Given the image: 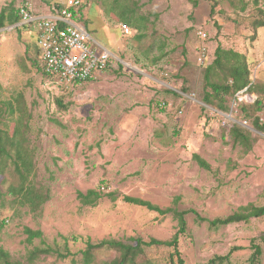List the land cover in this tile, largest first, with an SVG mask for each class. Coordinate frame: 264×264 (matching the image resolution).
<instances>
[{
    "label": "rangeland",
    "instance_id": "rangeland-1",
    "mask_svg": "<svg viewBox=\"0 0 264 264\" xmlns=\"http://www.w3.org/2000/svg\"><path fill=\"white\" fill-rule=\"evenodd\" d=\"M62 1L38 0L46 5ZM82 1L80 21L91 34V44L107 47L112 57L103 77L75 91L43 74L32 28H0V99L24 95L32 113V182L49 194L38 210L31 211L8 193L10 184L20 183L13 168L0 175V248L21 264H82L87 238L129 243L131 238L172 239L179 229L174 215L129 203L125 197L130 196L189 211L187 230L179 240L185 264H250V245L264 232V217L221 227L209 221L241 206L264 205V130L254 127L253 117H245L239 104L233 107L232 96L225 112L207 103L204 95L205 69L219 44L246 53L254 82H264V27L255 32L251 25L258 17L257 4L197 0L194 7L190 0H120L143 18L144 29L136 28L127 37L119 31L122 20L112 10L115 0ZM33 3L37 9V0ZM18 4L19 0H0V10ZM200 29L208 34V65L198 61ZM229 113L232 123L249 133L251 149L234 144L232 123L225 117ZM257 115L264 123V107ZM13 126L10 122L11 132ZM195 154L211 169L200 166ZM90 189L102 194L95 206L83 205L78 198L79 192ZM26 227L42 230L45 242L62 251L63 237H68L74 255H43L29 263V251L44 244L39 238L28 242ZM239 246L244 248L233 252L229 261H217ZM262 247L264 264L263 243ZM172 251L168 246L146 247L138 264H177L170 258ZM119 255L113 249L97 250L93 264Z\"/></svg>",
    "mask_w": 264,
    "mask_h": 264
},
{
    "label": "trees",
    "instance_id": "trees-1",
    "mask_svg": "<svg viewBox=\"0 0 264 264\" xmlns=\"http://www.w3.org/2000/svg\"><path fill=\"white\" fill-rule=\"evenodd\" d=\"M190 2L194 7H197V0H190ZM254 2L258 7V17L252 19L251 25L256 32L257 29L264 27V0H254ZM112 7V10L116 11L119 15L118 19L122 20L123 23H126L133 29H144L143 18L137 17L136 14L134 15L132 13L133 10H129L128 6L120 0H115ZM214 7L212 8L211 15L215 13ZM246 8L245 4H242L240 7L242 11H245ZM79 12L81 13L80 19H82V8ZM20 21L17 8L10 5L9 7L6 6L1 9L0 28L5 27L7 24L17 25L19 29L26 27L18 25ZM253 38L255 39L256 37L254 36ZM184 54L186 57L185 52ZM214 55L213 62L209 63V65L208 63L205 64L208 65L205 69L206 91L204 98L206 102L213 103L216 108L227 112L230 109L227 103L229 96H232L234 100L237 93L241 91H243V94L255 95L256 98L253 101L243 100L239 105L245 117H253L254 127L260 131L264 130V123L261 122L257 115L264 107V82H254L247 54L234 49H226L219 44ZM58 104L66 108L60 99L58 100ZM3 118L7 120L2 122ZM31 118L32 113L22 93L20 95H14L10 99H0V175L4 174L10 167L13 168L14 172L20 178V183L18 185L10 184L8 193L15 196L19 204L27 205L31 208V211H36L49 199V194L37 190L32 182L36 166L34 162V149L31 147L29 135ZM10 122L14 123L12 132L8 128ZM229 126V133L234 144L248 145L251 149L252 142L249 133L240 124L232 123ZM193 157L200 166L207 170L211 169V165L200 155L195 154ZM101 197V192L94 189H90L86 193H78V198L81 203L88 206H95ZM125 200L129 203L141 205L149 210L156 211L161 215L173 214L178 221V231L170 240L151 238L149 241H144L142 238H131L132 242L129 243L116 239H103L94 242L91 238H87L85 241L86 247L81 250L82 264H93L95 262V252L103 249L117 250L120 255L114 260L102 264H138V259L145 252V248L150 246L172 247L173 251L170 254L172 263L176 259L177 264H185V260L179 249V240L180 235L184 234L187 230L186 214L189 211H179L173 207L161 208L150 201L130 196L125 197ZM262 217H264V205L248 204L241 206L231 215L216 218L209 222L212 227H221L233 223H247L252 218ZM25 233L27 234L28 242L32 243L35 239L39 238L44 244L43 246H35L29 251V263L35 262L43 255H57L61 258L74 255L68 245V237H63L65 243L64 250L62 251L58 247L47 244L44 240L43 231L40 229L33 230L26 227ZM262 243L264 244V232L251 242L250 248L253 252L249 258L250 264H261L263 255ZM243 248V246L233 247L226 255L217 257V261L221 263L229 261L233 252ZM0 264H21V262L14 260L10 253L1 247Z\"/></svg>",
    "mask_w": 264,
    "mask_h": 264
},
{
    "label": "built area",
    "instance_id": "built-area-1",
    "mask_svg": "<svg viewBox=\"0 0 264 264\" xmlns=\"http://www.w3.org/2000/svg\"><path fill=\"white\" fill-rule=\"evenodd\" d=\"M82 0H66L60 8H54L55 13L41 15L36 13L32 0H19L17 10L20 16V26L32 28L36 33V43L39 48V62L43 74L51 82L63 88L75 91L88 81L96 79L105 70L111 60V53L95 42L83 21H80L79 10ZM119 28L124 36L135 34L132 27L121 22ZM201 41L199 46V64H206L209 50L206 45L208 34L204 30L197 31ZM256 97L237 93L233 107L243 100L253 101ZM161 106H166L165 102ZM180 113L182 111H179ZM228 122L235 121L232 113L225 115ZM105 187H102L104 190Z\"/></svg>",
    "mask_w": 264,
    "mask_h": 264
},
{
    "label": "crops",
    "instance_id": "crops-1",
    "mask_svg": "<svg viewBox=\"0 0 264 264\" xmlns=\"http://www.w3.org/2000/svg\"><path fill=\"white\" fill-rule=\"evenodd\" d=\"M32 2H33V0H32ZM64 2H66V1H62V4H54V3H51V4H45L44 2H41V3H39L38 2V0H37V5H38V8L37 9H35V7H34V10H35V12L36 13H39V14H41V15H51L52 13H55V10H54V8H60V7H62L63 6V4H64ZM33 5H34V3H33ZM1 11V10H0ZM82 15H83V12H82ZM19 25V24H18ZM106 26H107V24H106ZM105 28H108V27H105ZM119 31L121 32V30H120V28H119ZM122 33V32H121ZM101 45V44H100ZM101 47H103L104 49H106V50H108L110 53H112V51L110 50V49H108L107 47H105V46H103V45H101ZM103 74H104V72L102 71V72H100L98 75H97V78H101V77H103Z\"/></svg>",
    "mask_w": 264,
    "mask_h": 264
}]
</instances>
